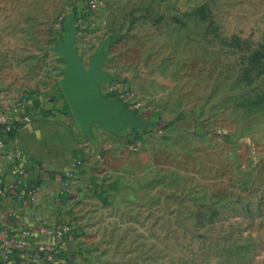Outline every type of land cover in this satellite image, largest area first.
Segmentation results:
<instances>
[{
  "label": "rangeland",
  "instance_id": "obj_1",
  "mask_svg": "<svg viewBox=\"0 0 264 264\" xmlns=\"http://www.w3.org/2000/svg\"><path fill=\"white\" fill-rule=\"evenodd\" d=\"M71 35L152 126L97 179L103 264H264V0H0V85L63 76Z\"/></svg>",
  "mask_w": 264,
  "mask_h": 264
},
{
  "label": "crops",
  "instance_id": "obj_2",
  "mask_svg": "<svg viewBox=\"0 0 264 264\" xmlns=\"http://www.w3.org/2000/svg\"><path fill=\"white\" fill-rule=\"evenodd\" d=\"M73 51L89 71L92 58L86 63L74 45ZM104 62H97L94 95L108 107V118L127 111L128 116L119 117L123 125L118 130L78 120L62 84L67 62L63 76L37 86L20 91L0 85V112L11 110L15 119L0 156V264H103L87 221L113 186L110 178L102 185L97 179L101 173L111 175L113 161L127 151L124 145L143 141L152 127L117 89H107L114 77ZM15 164L24 167L18 176L12 172ZM60 227L65 234L57 237ZM19 239L25 240L22 248L15 247ZM41 243L54 246V261L38 251Z\"/></svg>",
  "mask_w": 264,
  "mask_h": 264
},
{
  "label": "water",
  "instance_id": "obj_3",
  "mask_svg": "<svg viewBox=\"0 0 264 264\" xmlns=\"http://www.w3.org/2000/svg\"><path fill=\"white\" fill-rule=\"evenodd\" d=\"M73 35L66 44L63 45V55L67 62L65 76L62 84L70 100L74 113L80 122H100L112 130H118L122 127L119 117L128 116L127 111L119 116L106 117L105 112L108 107H101V100L94 95L93 82L98 74V64L94 63L89 71H85L82 62L73 51Z\"/></svg>",
  "mask_w": 264,
  "mask_h": 264
},
{
  "label": "built area",
  "instance_id": "obj_4",
  "mask_svg": "<svg viewBox=\"0 0 264 264\" xmlns=\"http://www.w3.org/2000/svg\"><path fill=\"white\" fill-rule=\"evenodd\" d=\"M15 131V119H14V113L11 110H5L0 112V156L5 155V151L7 148V137L11 135ZM9 155V154H7ZM24 167L15 164L13 165L12 172L14 175L18 176L21 172H23ZM1 181V179H0ZM66 228L60 227L59 229H56L57 237H61L65 234ZM50 232H53V230H50ZM27 232H24V235H26ZM3 235L8 238L7 230L3 229ZM25 240L19 239L15 243L16 248H22L24 246ZM38 251L42 254V256L49 261H54V254H55V248L54 246L46 243H41L38 246ZM1 264H7L6 262H2Z\"/></svg>",
  "mask_w": 264,
  "mask_h": 264
},
{
  "label": "trees",
  "instance_id": "obj_5",
  "mask_svg": "<svg viewBox=\"0 0 264 264\" xmlns=\"http://www.w3.org/2000/svg\"><path fill=\"white\" fill-rule=\"evenodd\" d=\"M148 132H150V130H146V132H145V133H147V134H148ZM138 138H140V137H138Z\"/></svg>",
  "mask_w": 264,
  "mask_h": 264
}]
</instances>
